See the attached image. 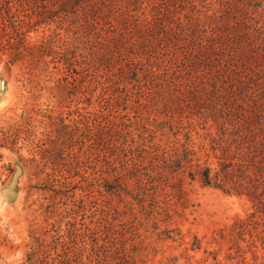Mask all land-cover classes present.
<instances>
[{
  "label": "rangeland",
  "instance_id": "rangeland-1",
  "mask_svg": "<svg viewBox=\"0 0 264 264\" xmlns=\"http://www.w3.org/2000/svg\"><path fill=\"white\" fill-rule=\"evenodd\" d=\"M138 64V79L122 83ZM0 81V264H98L88 231L96 157L80 115L128 93L129 105L149 104L146 117L187 127L157 130V142L188 133L195 157L206 158L204 144L218 168L220 148L205 138L218 131L212 114L231 109L238 123L264 109V0H0ZM182 95L178 113L167 103ZM158 202L153 218L136 203L141 224L127 227L139 264H264V226L237 234L253 211L247 196L186 177Z\"/></svg>",
  "mask_w": 264,
  "mask_h": 264
},
{
  "label": "trees",
  "instance_id": "trees-1",
  "mask_svg": "<svg viewBox=\"0 0 264 264\" xmlns=\"http://www.w3.org/2000/svg\"><path fill=\"white\" fill-rule=\"evenodd\" d=\"M99 59L110 65L109 60ZM153 65L150 63L148 67L151 69ZM138 68L139 64L129 67L127 72L121 71V82L138 79ZM146 72L145 78L150 80L151 71L147 69ZM132 97L135 96L126 93L111 111L93 113L86 118L80 115L77 122L87 120L85 126L92 155L96 157L88 178L90 199L95 208L88 231L98 264H139V246L134 245L132 249L127 246V227L141 224L143 218L136 212L135 204H140L145 217L153 218L161 208L158 194L167 187L181 186L186 177L192 181L199 179L205 187L247 196L253 202V211L236 225L239 238L250 227L264 226V109L253 120L243 119L238 123H232L231 109L212 114L218 131L205 138L212 145L211 149L220 148V154L215 155L218 168H213L209 165L212 155L206 145L200 147L206 158L195 157L197 151L190 146L188 133L185 140H173L170 146L157 142V130L176 129L178 135L187 127L181 122H173V115L169 114L162 121L146 117L140 111L149 104L131 106ZM184 97H170L167 104L176 103L177 112L184 113ZM132 111L139 114L135 121L131 118ZM202 117L207 118L203 114ZM67 181V177H62L63 183ZM55 185L53 181V192L62 194L63 191H55ZM128 216H131L130 221L125 219ZM262 233L259 238L264 244V229Z\"/></svg>",
  "mask_w": 264,
  "mask_h": 264
},
{
  "label": "water",
  "instance_id": "water-1",
  "mask_svg": "<svg viewBox=\"0 0 264 264\" xmlns=\"http://www.w3.org/2000/svg\"><path fill=\"white\" fill-rule=\"evenodd\" d=\"M0 87H1V81H0Z\"/></svg>",
  "mask_w": 264,
  "mask_h": 264
}]
</instances>
